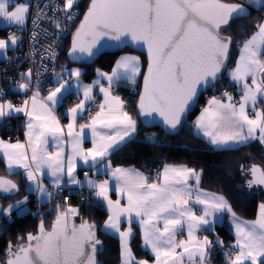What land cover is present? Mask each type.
<instances>
[{
	"label": "snow or ice",
	"instance_id": "1",
	"mask_svg": "<svg viewBox=\"0 0 264 264\" xmlns=\"http://www.w3.org/2000/svg\"><path fill=\"white\" fill-rule=\"evenodd\" d=\"M76 0H66L65 8L71 9ZM254 3L255 0H252ZM264 7V0H259ZM9 0H0V18L8 24L23 25L28 12L27 4H17L9 11ZM249 14L247 8L239 3H223L222 0H91L84 20L73 37L70 55L76 59H84L95 55L93 49L102 37L110 36L117 41L121 37H131L137 44H146L149 55L148 74L144 77V91L141 93L139 108L142 113H159L164 118L169 129H176L181 123V116L196 96L197 88L207 84L209 79H215L217 73L228 55L230 37L221 35V26L231 20L239 19ZM69 18H71L69 16ZM59 27V25H57ZM257 31L243 42L240 58L232 71L236 81L251 78V85L244 83L243 95L239 107L232 103H223L213 98L210 108L204 109L197 121V127L213 129L205 131L211 137L214 145H227L229 141L247 142L254 138L257 129L259 139L264 142V112L255 110L258 97H264V23L256 25ZM35 35V34H34ZM17 37L12 35L10 43L15 45ZM9 41L0 39V50L8 47ZM99 51V49H97ZM78 54V55H77ZM138 57L124 56L117 61L112 75L106 76L111 86L114 80L126 79L135 82L139 72ZM260 74L259 79L257 74ZM77 78L80 69L71 70ZM30 75V73L28 74ZM65 81L54 91L50 90L47 101L52 105L60 102L61 90L68 89ZM27 83L19 84L21 89H27ZM254 86V87H253ZM70 87V85H69ZM105 94V103L100 105V111L91 118V123L81 124L79 133L74 131L78 113L85 109V102L92 99L91 86H84V99L75 107L69 109L72 122L67 125L68 136L73 139V154L80 156L85 164L95 166L98 157H104L109 150H116L126 138L136 132V121L124 111L120 97L111 95L109 89L101 88ZM231 101V97H228ZM251 102L254 117L250 118L246 106ZM27 101H25V106ZM25 111V108L14 107L10 102L0 103V118L13 112ZM37 112L36 94L32 97V111L27 115L31 118L27 128L28 144L31 148L29 158L24 144H6L0 141V149L9 169L16 165L27 171L29 181H37L35 172H42L44 166L51 170L54 183L59 186L64 173L63 148L58 145L55 154L46 151L47 137L59 141L63 129L48 104L41 103ZM97 125L111 129V134L101 133ZM90 128L95 140L94 148L84 152L80 144L85 138L84 130ZM33 165L35 169L33 170ZM75 165L73 157L68 159V182L78 184L73 175ZM253 184L264 185V170L253 165L251 168ZM113 176L122 180L127 191L128 205L120 207V202L108 200L112 214L105 221V229L119 234L121 240V264H148L147 261H136L128 247V238L132 235L129 227L120 231L121 216L129 214L128 223L131 225V213L140 218L143 239L156 254V264H183L187 257L192 264L199 260L204 264L207 249L211 241L207 237L196 239L194 232L201 227L211 231L214 221L208 217L217 212L227 210L230 205L221 196L212 195L202 198L197 195L196 204H203L202 214L197 216L191 207L189 199L192 196V186L189 179L194 178L199 183L200 176L194 169L186 167L165 166L162 183L148 184L147 178L135 169L117 168ZM90 187L96 188V195L107 199V181L95 184L88 181ZM17 185L10 180L0 177V190L11 192ZM36 189L43 196H51L44 186L37 182ZM27 197H25V200ZM17 201V205L21 204ZM9 205L0 209L4 215H9L13 209ZM75 215L76 209L69 208L57 216L51 231H45L43 222L40 234L27 236V242L21 238L15 248L9 244L8 259L5 264H99L96 260L97 245L101 242L95 238L92 230L94 225L81 223L78 227L69 228L67 215ZM235 218V213H232ZM163 221V228L159 222ZM235 222V221H234ZM187 223L189 239L187 242H177L176 234ZM238 252L233 257L229 253L230 264H264V204L260 205L258 219L252 222L236 223ZM222 243V242H220ZM182 248V252H177Z\"/></svg>",
	"mask_w": 264,
	"mask_h": 264
},
{
	"label": "trees",
	"instance_id": "2",
	"mask_svg": "<svg viewBox=\"0 0 264 264\" xmlns=\"http://www.w3.org/2000/svg\"><path fill=\"white\" fill-rule=\"evenodd\" d=\"M77 1L82 8V13L75 22L74 28L78 25L91 0ZM250 1L252 0H248L249 4ZM262 20H264V7L251 8L248 15L231 20L222 29L224 33H228L232 37L228 65L212 86L201 93L198 103L188 114L185 123L174 133L165 132L160 127L146 126L138 118L136 105L146 66V58L143 53L126 47L121 51L103 53L94 62L84 65L76 64L68 55L74 31L69 32L64 37L55 60L58 72L76 64L82 68L80 76L84 79H90L98 69L109 71L116 56L124 50L136 52L142 60L139 78L133 82L136 84L138 91L127 106V110L137 120L136 132L131 138L122 143L118 149L110 151L103 160H109L114 165L140 167L147 172L150 180L158 176L159 170L166 163L184 164L192 167L200 172V187L222 194L230 203L232 212L239 218L253 219L260 204L264 202V185L253 184L249 187L248 181L252 179L251 168L253 165H259L264 170V146L258 141H250L238 147L214 148L194 131L192 119L203 107L204 99L207 96L215 95L221 84L229 82L227 72L235 63L240 44L257 30L256 25ZM7 28H0L1 37H6ZM2 63L0 62V64ZM0 72V88L5 87L8 90L7 95L20 94L11 86L18 81L2 73L1 66ZM119 92L123 97L126 89L120 88ZM189 121H191L190 124H188ZM23 122L24 117L22 115L6 118L0 123V135L12 141L22 139ZM0 174L10 175L19 186V190L13 194L0 193V203L3 208L16 201L26 202L24 210H15L8 216L0 213V260L6 258L10 243L14 248L21 238L24 241L29 233L35 234L41 222H43L45 228H49L58 215L67 211L69 205H75L78 208V213L74 215L76 216L74 222L85 220L89 225H94L92 230L101 242L98 253L101 264H119L120 238L104 230L103 223L108 217L109 211L95 193H92V188L84 186L76 189V191H68L67 189V198L40 202L34 196V192L27 189L28 179L26 175L20 171L8 172L1 156ZM25 197H27L26 200ZM206 233L210 238H216L219 241L218 245L208 247L211 255L207 261L211 264H221L225 257L222 246H232L231 241L234 239V232L229 220L226 218L222 222L216 223L212 230H206ZM130 245L137 257L151 259L148 251L142 248L141 233L137 226H135Z\"/></svg>",
	"mask_w": 264,
	"mask_h": 264
},
{
	"label": "crops",
	"instance_id": "3",
	"mask_svg": "<svg viewBox=\"0 0 264 264\" xmlns=\"http://www.w3.org/2000/svg\"><path fill=\"white\" fill-rule=\"evenodd\" d=\"M9 2H10L9 11H11L12 8L15 5H17V4H27L28 0H9ZM28 12L26 14L25 21H26V19L28 17ZM260 23H264V20H262ZM16 25L17 24H8L2 18H0V28L11 27V26H16ZM250 37H248L247 39H249ZM0 39H3L5 41H9L8 47L6 49L0 50V59H1V58L5 57L7 55V53L10 50L12 44L10 43V38L1 37L0 36ZM243 42L239 46V52L237 54L235 63L228 69V72H227L228 81L230 83L235 84L238 87V90L241 93L240 98L238 100H234L232 94H226L225 96L216 98L218 101H221V102H223L225 104H227V103L235 104L237 106V108L239 107V103L241 102V97L243 95V91H244L243 85H244V83L247 82L248 84L251 85V78L250 77L247 78L246 81H244V80L236 81V80H234L232 78V75H231L232 71L236 68L237 62L239 61L240 49L243 46ZM124 56H134V57H138L139 58V61H138L139 72L135 76V81L138 80L139 75L141 73V69H142V60H141V57L139 56V54H137L136 52L130 51V50H124V51L120 52L116 56V58L114 60V63L112 65V68L109 71H106V70H103V69H98L99 72L100 73H106L109 76L112 75L113 69L116 67L117 61L120 60L121 57H124ZM73 69H75V68L65 69L64 71H61V72L59 71L58 72L59 76L67 75L70 78V80L68 81V84L65 85V87L68 90L65 91L64 89H62L61 93H58V95L61 96L60 102L58 104L52 105L50 102L47 101L46 98L49 95V93H46V94L35 93L36 94V100H37V112H36V114H39V109H40V104L41 103L48 104L49 108H51V110H52V115H54L56 117V119L59 121V125L63 129V136L61 137V139L59 141L53 140L51 136H48L47 137L48 143L46 145V151L48 153H51V154H55L56 153V151L58 150V145L63 148V160H64L65 168H64V173L62 174V179H61V182H60L59 186L65 187L66 189H68V191H76V189H79V188L85 186V187H89V188L94 189L95 190V195H96L97 189L93 188V187H90L89 184H88V181H92L93 183H95L97 185L102 183V182H104V181H107L108 182V184H107V199H105L103 197H98L97 195L96 196L102 202V204L108 209V211H109L108 217H109V215L112 214V211L109 208L108 200H111L113 203H115L116 201H119L120 202V207H127V205H128V194H127V191H121V189L124 187L123 181L122 180H118L116 177L113 176V172H114L115 169H117V168H121V169H135L136 171L142 173L143 176L147 178V183L148 184L162 183L163 170H164V167L166 165L167 166H171V167H176V168L186 167L188 169H194V168L186 166L184 164L166 163L159 170L158 176L155 179L150 180L147 172L144 171L140 167H137L135 165H114L109 160H103V158L112 150H109V152L104 157H98L97 161L95 162V166L91 165V161H90L89 164H85L83 162V159L80 156H74V154H73V139H72V137L68 136V128H67V125L72 122V118H71V114L69 113V109L75 107L81 100L84 99V94H83L84 93V86H91V92H92L93 89H96L99 92V106H98V110L92 116V117H95L96 113L100 111V105L105 103V94H104V92L101 91V88L109 89V91L111 92V95L118 96V97H120L121 101H123L121 93L118 90H114L112 87H114L116 84H118V82H121V81H128V82H131V81L130 80H126V79L114 80L112 82L111 86H110L107 77L106 76H102V75H98V70L96 71V74L93 77H91L90 79H84L82 76H79V78L73 76L71 74V70H73ZM78 69H80V71L82 70V68L80 66H79ZM259 76H260V74L258 73L257 74V78L258 79H259ZM22 83H26V82L24 81ZM19 84H21V83L20 82H16V83H13L11 86L14 88V90H17L20 94H23L27 89H21L19 87ZM61 84H64V83H61ZM61 84H59L56 88L60 87ZM69 85H70V87H69ZM55 89H53V91ZM91 92H90V96H91ZM67 95H69V97H67ZM73 95H76V97L73 96ZM72 96H73V98H72ZM32 97L27 101V105L26 106H25V101L22 102V103L21 102L20 103H14V102H10V101L3 100V99L0 100V103L5 104V105L10 102L14 107L25 108V111H21V112H18V113L17 112H13L11 115H8V116L0 118V123H1L2 121H4L6 118H8L10 116L22 115L24 117L23 138L12 141V140L3 138L0 135V141H3L6 144H17V143L24 144L26 146V151H27V154H28L29 158L31 157V148L27 147L28 136L26 135V133L29 131L28 128H27V125H28V123H29L31 118L27 115V112L28 111H32ZM228 97L232 98L231 101H229ZM87 103H88V101L85 102V107H86ZM210 107H211V105L209 103L206 106L202 107L195 114V116L192 119V127H193L194 131L198 135L202 136L214 148L223 149V148L238 147V146H240L242 144H245L247 142H250V141H258L259 143H261L264 146V142H261V140L259 139L260 132H259L258 129L254 133V138H251L247 142H244V143H237V142H234V141H229L227 145H214V144H212L211 143V137L205 135V131L206 130L207 131H214V130L213 129H205V128L197 127V121L200 118L202 112L204 111V109L210 108ZM254 107H255V110L264 112V97H258L257 102H256ZM245 110L248 113L250 118H255L254 117L253 105L251 104V102H249V104L246 106ZM124 111H126L129 114V116H131L132 119L136 121V125H137V120L131 115V113L127 109H124ZM82 112L78 113V115L76 117L75 126H74V131L76 133H79V131H80V127L79 126L81 124L91 123V119L89 121H87V122H81L79 120V115ZM97 130L99 132H101V133H107V134H111V132H112L111 129H105V128L101 127L100 125H97ZM84 135H85V138L81 142L80 148L84 152H87L88 149H93L94 148L93 141H94V139L99 141V137H94L93 133H92V130L90 128H86L84 130ZM128 139L129 138H126L125 141H127ZM124 142H122V143H124ZM3 151H4L3 149H0V156L2 157V159L4 161V165H5L6 170L8 172H18V171H20V172L24 173L26 175V177H27V171L23 167H18L16 165H13V167L11 169L8 168L7 162H6V160L4 159V156H3ZM69 157H73V163L75 165V170H74L73 175L75 176V178L78 181H80V183H78V184H71V183L68 182L69 178L67 176V167H68V159H69ZM32 167H33V170H34L35 169V165H33ZM83 169H87V172L86 173H82ZM194 170L200 176V172L198 170H196V169H194ZM35 175L38 178L37 181H29L28 180L27 189L29 191H31V192H34L36 198L40 202H46V201L51 200L50 196H43L36 189V183L37 182L41 183L46 190H47L48 185H56L54 183V179L55 178L51 175V170L48 169L47 166H44L43 171L42 172H35ZM199 181H200V179H199ZM188 183H189L190 186H192V196L189 199V205L188 206L192 208L193 212L197 216L202 214V210L204 208L203 204H196L195 203V199H196L197 195H201L202 198H209L212 195L221 196V197H223L225 199L227 204L230 205L228 200L222 194L217 193V192H213V191H210V190H207V189H204V188L200 187L199 183L197 184L194 178L189 179ZM47 192H48V190H47ZM21 202L22 203L19 204V205H17V201L11 203L10 205L14 206L13 209L11 210V212H13L15 210L16 211L24 210L25 201H21ZM261 204H264V202L261 203ZM230 207H231V205H230ZM6 208H8V206L4 207L3 209H6ZM11 212H10V214H11ZM259 212H260V206H259V209H258V212H257L256 216L253 219L246 220V219L239 218L236 215H235V218H234L233 215H232L233 212H232V209H231V212H228L227 210H225L223 212H217L213 216L208 217V219L214 221V225H215L216 223H220L224 219L227 218L229 220V224H230V226H231V228H232V230L234 232V239L231 241V244L233 246H235L236 242H237L236 223L256 221L258 219ZM0 213H2V212H0ZM6 216H8V215H6ZM108 217L106 218V220L108 219ZM131 218H132V222H131V225H129V223H128L129 214L128 213L122 214V216H121L122 223L120 225V231H126L129 227H131L132 235L128 238V247L131 249L133 257L135 258L136 261L144 260V261H147L148 264H156V254L152 251L150 246H146L145 243H144L143 231H142V228H141V225H140V218L136 217L134 212L131 213ZM105 221L103 223L104 230H106L107 232L113 233V234H115V235H117L119 237L118 233H115L112 230L105 229ZM214 225H213V227H214ZM135 226H137L139 228V231L141 233V245H142V248L145 249L146 251H148V253L151 256V259H148V258H145V257H142V258L137 257V255L134 253V251L131 248L130 240H131V238L134 235ZM159 227L161 229L163 228V221L162 220L159 222ZM194 235H195L196 239L203 240L204 237H207L208 240L210 241V237L206 233L205 227H201L200 229L195 230ZM188 239H189L188 227H187V223H185L183 229L179 230L177 232L176 240H177V242H179L181 240L187 242ZM176 251L179 253V252H182L183 249L182 248H178ZM207 252H208V249H207ZM121 262H122V257H121V240H120V262H119V264H121ZM184 262L192 264V262L189 261L187 259V257L184 258ZM197 262H199V260H197L196 263Z\"/></svg>",
	"mask_w": 264,
	"mask_h": 264
},
{
	"label": "built area",
	"instance_id": "4",
	"mask_svg": "<svg viewBox=\"0 0 264 264\" xmlns=\"http://www.w3.org/2000/svg\"><path fill=\"white\" fill-rule=\"evenodd\" d=\"M228 1L241 3L251 9L248 0ZM65 2L66 0H28L29 12L25 23L7 28L6 37L10 38L14 35L18 39L17 43L11 46L7 55L0 60V62H3L0 64L2 73L15 81H25L30 86L23 94L15 96L7 95L8 90L5 87L0 88V100L14 103L28 101L35 93H49L59 84L70 80L67 75H58L55 60L64 37L69 32L74 31L75 22L81 15L82 8L76 0L71 9H66ZM29 73L30 75H28ZM112 88L118 91L120 88L126 89L125 96L122 97L124 109H127L129 102L138 91L136 84L128 81L118 82ZM226 94H232L234 100H238L241 95L238 87L228 82L227 84H221L215 95L207 96L202 105L205 106L213 98H219ZM73 96L76 97V95ZM91 97L92 99L88 101L84 111L79 115V120L82 122L89 121L98 110L99 92L93 89ZM190 123L191 121L188 122V124ZM86 172L87 169L82 170V173ZM47 190L51 193L50 198L52 200L68 197L67 189L63 186L48 185ZM92 193H95L94 189H92ZM210 241L211 245L214 246L219 243L216 238H210ZM222 250L225 257L221 264H230L228 254L231 253L234 257L238 249L233 245H223ZM210 255L211 253L208 251L207 259Z\"/></svg>",
	"mask_w": 264,
	"mask_h": 264
},
{
	"label": "water",
	"instance_id": "5",
	"mask_svg": "<svg viewBox=\"0 0 264 264\" xmlns=\"http://www.w3.org/2000/svg\"><path fill=\"white\" fill-rule=\"evenodd\" d=\"M222 2L223 3H237V2L228 1V0H222ZM90 4H91V1H90L89 5H88L87 9L83 13L81 20L79 21L78 25L76 26V28H75V30L73 32L71 44H70V47H69V50H68L69 57L76 64L84 65V64H88V63L94 62L103 53L112 52V51H121V50H123L126 47L131 48V49H134V50H137V51L143 53L145 55V58H146V66H145V70H144V74H143V79H142V83H141V89H140V93H139V97H138V101H137V105H136V112H137L138 118L140 119L141 123L144 124V125H146V126L160 127L165 132H168V133L177 132L181 128V126L185 123L188 114L195 108L196 104L199 101V98H200L201 93L204 90H206L207 88H209L210 86H212V84L219 78V76L224 72V70L226 69V67L228 65L229 58H230V52H231V46H232V37H231L230 34L224 33L222 31V29L224 27H226L228 24L221 26V35H223L225 37H230L231 38V42L229 43V48H228V55H227V58H226V60L224 62V65L221 67L220 72L217 73V76H216V78L214 80L210 78L209 79V82L207 84H202L201 86H199L197 88L196 96L193 98L192 101L189 102L188 107L186 108L185 112L181 116V123L177 126L176 129L172 130V129H169L167 125H165L164 118L162 116H160L159 113H155L154 112V113H151V114H145V113H142L141 109L139 108L140 96H141V93L144 91V77L148 74V65H149V55H148V49H147V45L146 44H143V43L137 44L136 42H134V41L131 40V37H127V38L121 37V40L120 41H117L115 39H112L110 36H106V37H102L99 40V42L97 43L96 47L93 49V51L96 54L93 55V56H91V57H88L85 54V58L84 59H76V58H74L73 55H70L69 54L70 51H71V49H72L73 37L76 34L77 29L80 27L82 21L84 20L85 14L87 13ZM239 4H241V3H239ZM241 5H243V4H241ZM249 5H250L251 8H255V9L261 8L260 3H259V0H255L254 3L252 1H250V4ZM243 6L245 8H247L248 11L250 12V8L248 6H245V5H243ZM97 49H99V51H97ZM256 166H258L260 169H262L259 165H256ZM0 177H3L6 180H10V181H12L13 183H15L17 185V188L14 189L11 192H3L2 190H0V193H2V194H13V193H15V192H17L19 190V186H18L17 182L10 175H8V174H0ZM252 179H253V176H252ZM73 220H75V219H73V217L70 216L69 213H68V215H67V221H68L69 228H71L73 225H75V226L78 227L81 223H87V224H89L85 220L84 221H77V222H74ZM55 222H56V219L51 223V225H50L49 228H45L44 227V230L46 232L47 231H51L52 230V226H53V224ZM39 234H40V227H39L38 231L35 234H32V235H39ZM95 238L97 239L96 233H95ZM24 242H27V237L24 240ZM100 246H101V244L97 245V249L98 250H97V253H96V260L99 262V264H101V260H100V258L98 256ZM7 259H8V254H7V256H6V258L4 260H0V264H5V261ZM183 264H189V263L184 262ZM196 264H200V262H197ZM204 264H211V263L208 262V261H204Z\"/></svg>",
	"mask_w": 264,
	"mask_h": 264
},
{
	"label": "rangeland",
	"instance_id": "6",
	"mask_svg": "<svg viewBox=\"0 0 264 264\" xmlns=\"http://www.w3.org/2000/svg\"><path fill=\"white\" fill-rule=\"evenodd\" d=\"M70 68H75V69H78L79 68V66L78 65H76V64H74V65H71V66H69V67H66V69H70ZM20 83H22V82H20ZM22 103V102H21ZM207 105V104H206ZM205 105V106H206ZM204 107V106H203ZM82 122V121H81ZM87 122V121H86ZM59 200V199H58ZM9 206V205H8ZM26 206V202L24 203V207ZM0 208L1 209H3V206H2V204L0 203ZM23 208V207H22ZM69 208H73V209H76L77 210V213H78V208H77V206H75V205H69L68 207H67V209H69ZM77 213L75 214V215H77ZM69 215L70 216H72L73 217V219H75V217L76 216H73V214H71V213H69ZM0 220H1V218H0ZM74 221V220H73ZM207 260V259H206Z\"/></svg>",
	"mask_w": 264,
	"mask_h": 264
},
{
	"label": "bare ground",
	"instance_id": "7",
	"mask_svg": "<svg viewBox=\"0 0 264 264\" xmlns=\"http://www.w3.org/2000/svg\"><path fill=\"white\" fill-rule=\"evenodd\" d=\"M75 29V28H74ZM73 32V31H72Z\"/></svg>",
	"mask_w": 264,
	"mask_h": 264
}]
</instances>
